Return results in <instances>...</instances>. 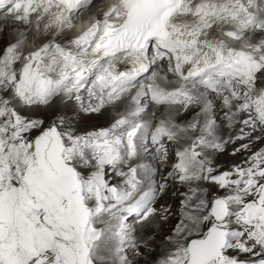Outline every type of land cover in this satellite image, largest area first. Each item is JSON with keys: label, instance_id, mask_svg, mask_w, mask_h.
<instances>
[{"label": "snow or ice", "instance_id": "1", "mask_svg": "<svg viewBox=\"0 0 264 264\" xmlns=\"http://www.w3.org/2000/svg\"><path fill=\"white\" fill-rule=\"evenodd\" d=\"M0 264H264V0H0Z\"/></svg>", "mask_w": 264, "mask_h": 264}, {"label": "bare ground", "instance_id": "2", "mask_svg": "<svg viewBox=\"0 0 264 264\" xmlns=\"http://www.w3.org/2000/svg\"><path fill=\"white\" fill-rule=\"evenodd\" d=\"M91 124H92V122H90V121H86V123H85V128H86V129L90 128V127H91Z\"/></svg>", "mask_w": 264, "mask_h": 264}]
</instances>
